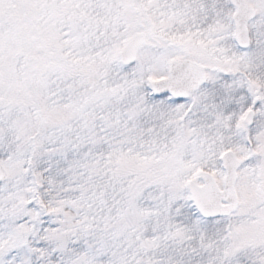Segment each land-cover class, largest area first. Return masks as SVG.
<instances>
[{
    "label": "snow or ice",
    "instance_id": "1",
    "mask_svg": "<svg viewBox=\"0 0 264 264\" xmlns=\"http://www.w3.org/2000/svg\"><path fill=\"white\" fill-rule=\"evenodd\" d=\"M0 264H264V0H0Z\"/></svg>",
    "mask_w": 264,
    "mask_h": 264
}]
</instances>
